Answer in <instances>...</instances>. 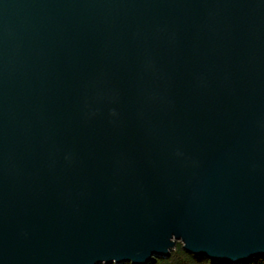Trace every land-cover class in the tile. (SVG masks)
I'll use <instances>...</instances> for the list:
<instances>
[{"label": "water", "instance_id": "1", "mask_svg": "<svg viewBox=\"0 0 264 264\" xmlns=\"http://www.w3.org/2000/svg\"><path fill=\"white\" fill-rule=\"evenodd\" d=\"M264 257V0H0V264Z\"/></svg>", "mask_w": 264, "mask_h": 264}, {"label": "trees", "instance_id": "2", "mask_svg": "<svg viewBox=\"0 0 264 264\" xmlns=\"http://www.w3.org/2000/svg\"><path fill=\"white\" fill-rule=\"evenodd\" d=\"M107 264V263H103ZM114 264H134L133 262H121ZM151 264H226L216 261L210 257L197 255L184 247L182 241H178L176 248L170 256H159ZM236 264H264V257H257L254 261L249 263H236Z\"/></svg>", "mask_w": 264, "mask_h": 264}]
</instances>
